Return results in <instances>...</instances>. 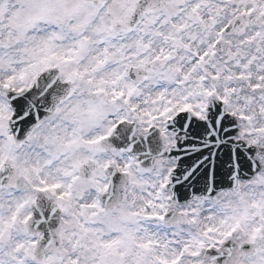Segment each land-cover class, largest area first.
<instances>
[{
	"label": "snow or ice",
	"instance_id": "6c2138e0",
	"mask_svg": "<svg viewBox=\"0 0 264 264\" xmlns=\"http://www.w3.org/2000/svg\"><path fill=\"white\" fill-rule=\"evenodd\" d=\"M0 264H264V0H0Z\"/></svg>",
	"mask_w": 264,
	"mask_h": 264
}]
</instances>
